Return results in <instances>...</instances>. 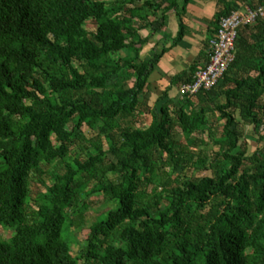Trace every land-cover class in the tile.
Masks as SVG:
<instances>
[{
    "label": "trees",
    "instance_id": "16d2710c",
    "mask_svg": "<svg viewBox=\"0 0 264 264\" xmlns=\"http://www.w3.org/2000/svg\"><path fill=\"white\" fill-rule=\"evenodd\" d=\"M180 5L0 0V264H264V16L213 88L153 101L141 30Z\"/></svg>",
    "mask_w": 264,
    "mask_h": 264
},
{
    "label": "crops",
    "instance_id": "0c3cea01",
    "mask_svg": "<svg viewBox=\"0 0 264 264\" xmlns=\"http://www.w3.org/2000/svg\"><path fill=\"white\" fill-rule=\"evenodd\" d=\"M235 10L245 12L249 4L258 0H226ZM179 9L167 11V19L162 29L150 33L141 30L143 36L150 35L148 42L141 50L142 59H150L161 54L148 79L149 89L154 93L152 100L168 90L169 98L178 100L179 86L174 78L188 74L191 67H204L208 61V44L214 38V20L216 13L223 8L220 0H180ZM185 9L183 10L184 6ZM181 15H180V14ZM183 29V38L174 43L175 37ZM216 34V33H215ZM214 34V36H215ZM161 101L160 103H162Z\"/></svg>",
    "mask_w": 264,
    "mask_h": 264
},
{
    "label": "built area",
    "instance_id": "2783aa9c",
    "mask_svg": "<svg viewBox=\"0 0 264 264\" xmlns=\"http://www.w3.org/2000/svg\"><path fill=\"white\" fill-rule=\"evenodd\" d=\"M259 16H264V6L248 7L245 12L233 10L221 17L217 32L208 49L206 65L198 69L191 81H185L179 87V96L197 94L210 90L220 79L235 59V41L238 29L243 24H251Z\"/></svg>",
    "mask_w": 264,
    "mask_h": 264
},
{
    "label": "rangeland",
    "instance_id": "374dc122",
    "mask_svg": "<svg viewBox=\"0 0 264 264\" xmlns=\"http://www.w3.org/2000/svg\"><path fill=\"white\" fill-rule=\"evenodd\" d=\"M149 117H145V122H148ZM86 134L91 137L93 135V132L88 128L85 127L84 128ZM245 136H246V140L248 142V146H249V152H252L258 143V136L254 134V132L252 131L251 127H245ZM208 172H201V171H194L191 175H202V174H206ZM175 175H177V172H175ZM39 186L41 187L42 185L39 184ZM42 188V187H41ZM93 201H95L94 205L91 206L89 213H90V222L92 220H96L99 217H101L105 211L109 208V206H114V203L112 202H103L101 196L98 198H95ZM89 222V224H90ZM0 234L1 236L6 239L8 238V236L11 233V229H5L4 227L0 228ZM87 233V230H76L74 231V235H73V246H72V252L73 254H77L79 249L82 247V245L84 244V235Z\"/></svg>",
    "mask_w": 264,
    "mask_h": 264
}]
</instances>
